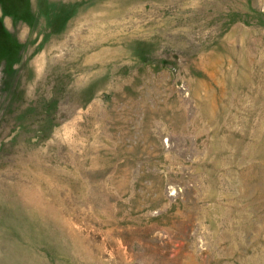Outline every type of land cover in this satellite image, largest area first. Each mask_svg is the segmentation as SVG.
<instances>
[{
	"label": "rangeland",
	"instance_id": "1",
	"mask_svg": "<svg viewBox=\"0 0 264 264\" xmlns=\"http://www.w3.org/2000/svg\"><path fill=\"white\" fill-rule=\"evenodd\" d=\"M0 264H264V0H0Z\"/></svg>",
	"mask_w": 264,
	"mask_h": 264
}]
</instances>
